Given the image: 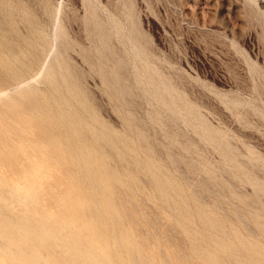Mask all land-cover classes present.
I'll return each instance as SVG.
<instances>
[{
    "label": "rangeland",
    "instance_id": "obj_1",
    "mask_svg": "<svg viewBox=\"0 0 264 264\" xmlns=\"http://www.w3.org/2000/svg\"><path fill=\"white\" fill-rule=\"evenodd\" d=\"M122 1L123 0H97L95 2H99L98 4L100 6L111 7L115 12V16L119 18L123 25H126L124 24L126 23L124 18L126 9H123V7L120 6ZM54 6L61 7V16L64 21V27L68 34V37L66 38L69 40L71 48L68 51L69 53L65 50L64 53L62 46L59 43L57 44L59 53H56V55L54 56L55 58L52 55L50 56V58L52 59V61L50 59L51 69L56 74V76H58L56 77V81L63 91L64 95H66V97L70 96L72 98L71 100V98L69 97V100L70 103H72L71 105L74 107L75 114L78 115L83 122L92 124V126L94 127L97 125L99 126L98 128L101 127L103 131L105 130L106 133H104L106 136L107 146L105 145L106 147H102L99 145L90 144L92 145L90 146V148L92 150L94 149V153L96 152L101 160L104 159L102 161L105 163V165L107 164L106 167L113 174L114 182L117 184V186L120 187V190H125L124 193V191L122 190V192H119V189H117V187L114 189L115 194L119 192L116 197L117 201L115 200V207L117 208V205H120L118 210L121 209V213L123 215L126 209V207L124 208L123 206H129L128 208H130V210L134 212L136 217L138 216V220L142 219L141 223H143V225H141L144 229L142 239H144V246H147V249L150 248V250L151 248H153V246L157 249L156 241L157 239H159V245L163 247V251L165 250L164 253H166V255L170 257V260L172 262L176 261L175 263H178L179 259H177V255H174V253L173 257L172 253L175 251V249L177 251H187V242L184 243L186 240L183 238L182 241V237L184 236H181V229L183 226H185L187 229L193 232L194 235L197 236L198 234L197 237L202 245L204 244V246L207 247L208 245H211L210 247H208L209 250L213 251L214 249L215 252H213L216 255L218 254V257L220 256L221 258H223L221 260V258L219 257L220 261L223 264H228V262L229 264L233 263L228 260L227 252L221 251L220 248L216 245L215 241L212 240L215 237L210 235H217V238L215 239L217 242L219 241L218 243L220 244L222 243L225 245H232L233 243H237L238 239L241 238L244 240L250 239L253 241H257L264 247V234H262L264 233V0H132L131 6L135 12L134 19L137 20V24L142 32V35L140 37L137 36L131 38L126 37V34L122 36L124 38L115 37V39H112L111 42L114 52L117 55L123 57L126 67L122 68L123 66L119 67L118 65H115L108 59V57L102 56L101 59L105 68L109 71L115 70L119 74L120 82L126 84L127 87H129L131 92L126 94V96H123L120 93L116 94L115 92V94H113L114 88L112 87L106 88L103 85L100 76L89 69L88 62L83 59V56L80 53V49H83L87 57L89 58V61L96 67L99 65L100 58L97 55V51L95 49V38L89 35L88 29L82 17L85 13L84 0H0V21L2 23L3 29L6 32L1 33L0 31V41L3 43V46L1 47L2 49L0 48V50H3L4 55L8 52V55L10 57L12 56L11 58L17 57L20 60L17 63V61L15 60L16 58H14L13 63L12 61L7 63L8 66L11 65L10 68H13V71L19 72L22 76L35 78L39 75L40 62L43 58L41 48L43 47V45L48 46L51 41L50 39L52 38L50 37V10ZM9 8L11 10H9ZM103 17L104 15L101 14V18ZM5 28L8 29V31ZM115 40H117L118 42ZM126 40L129 41L127 42ZM130 40H132V43ZM126 44L127 46L125 47ZM134 44L136 45V47L133 46ZM9 45H11L12 48ZM128 45H130V47ZM20 46L22 47L20 48ZM125 48H127V51ZM10 49H12V51ZM21 49L23 50L22 53H20L22 51ZM131 49L133 52L131 51ZM137 49L140 52V55L139 53H137L138 51H135ZM142 49L144 50V52ZM60 50L64 55L60 53ZM128 50L131 52L129 53ZM137 54L138 58L136 56ZM65 55L67 57L64 58ZM53 58L55 59V61H53ZM143 58L151 62L149 63L148 61L149 67L153 69H155V67L157 68V81H159L160 84H165L167 88L177 96V99L180 102L179 104H177V100L173 98L172 100L171 98L167 97H164V99L162 97L158 98V96L152 91V87L148 84V79L145 77L146 75L152 73V70L148 68L147 72H144L143 62L141 61ZM67 59L68 61L65 62ZM21 60L23 61V63H21ZM69 61H74L76 64H71ZM132 63L133 66L131 65ZM135 63L137 66L135 65ZM153 63L154 66L152 65ZM23 64H26L29 68H27L26 66V68H24ZM69 65L72 66L69 67ZM73 65L76 67H74ZM58 66L59 68H57ZM63 69H65V71ZM72 69H74V71H72ZM134 75L136 76V78ZM79 76L80 78L77 79L76 77ZM161 79H164L166 82L164 80V82L161 81ZM45 80H37L39 86H36L37 83L34 84V87L36 86L35 88L37 90L34 88V92L31 91L29 94L21 95L20 93L15 91H11V93L9 92L10 95L7 102L12 104L14 110L9 109L11 106L0 105V117L2 120H4L5 124L11 127L12 130L18 132L21 137H23V134L17 130V127L14 128L11 119L21 118L24 121L23 118H31L30 134L28 136H32L35 138V140H38V142L44 143L48 155H54L55 151L48 137L43 134L42 123L41 120L37 118L36 109L43 110L47 117L52 119V121L54 122L53 127L56 131L55 134L58 135L57 138L61 142V145L63 143V146H61V150L63 152L62 154H64L63 159L66 160L64 163L61 162L60 164H55V166H50L51 185L59 188L61 194L63 195L66 194L70 185L77 189L79 193V199L85 204L87 210L85 216L80 215L78 217L79 224L92 226L93 229L96 230V235L99 234V232L106 235L108 246L107 248H105V252L107 253L109 262L111 261V264H127V262L117 253V251L114 250V247L111 243V237L107 234V229H105L106 227L104 226V224H102L101 218H99V216L95 212V209L93 208L94 206L91 205L92 201L90 199V196L87 197L88 195H86L90 194L88 183L78 173H76L77 170L72 165L71 156L75 155V153L73 154V152H77L78 148L75 149L77 144L74 136L69 137V133H71V130L67 126V122L64 120L65 116H67V112L65 109L60 110L57 102H55L58 99V94L55 93V91H51V89L53 88L51 83L48 80ZM141 80L143 82H141ZM167 82L169 85L167 84ZM62 83L64 85H61ZM170 83L172 85H170ZM137 85L139 86V88L137 87ZM12 86V82L6 77L0 64V88L9 90ZM102 87H104L105 91ZM62 88H64L65 90ZM38 90L40 91L38 92ZM31 93L32 95L35 94V96L33 95V97ZM10 99L11 101L13 100V102H11ZM14 99L17 102H15ZM35 99L42 105H38ZM76 100L79 102H77ZM159 100L166 101V104H161ZM52 101H54L55 103ZM148 102H150L151 105ZM14 104L16 105V107ZM76 104L78 106H76ZM184 104L191 108L192 111L190 114H188L186 110H184ZM20 106L22 107L21 109L19 108ZM36 106L39 107L37 108ZM41 106L43 107L41 108ZM126 107L130 109L127 110ZM153 107L155 110L153 109ZM174 107L175 109L173 110ZM4 109H7L9 112L7 110L5 111ZM18 110H21L22 112H19ZM82 110L85 111L83 112ZM179 110L181 112L180 116L176 119L172 118L170 111L178 112ZM60 117H62V120L60 119ZM87 118H89L90 120H87ZM158 120L161 122L159 123ZM104 122H106V124H104ZM166 124L167 126H164ZM156 125L159 126L158 128H160V131ZM126 128L127 131L125 130ZM123 130H125L124 133ZM109 132H112L115 136H113L112 133ZM107 134L110 135L107 136ZM208 134H210V137L212 138H209ZM118 135H120V137ZM135 135L137 138L135 137ZM166 135L167 137L165 138ZM168 135L171 138L168 137ZM0 138V158L4 162V167L6 166L8 169H13L16 172L15 174H13L14 177H21V173L19 172L20 167L17 166V163L19 161H23L24 159L18 156V151L9 150L6 147H4V151L1 153L3 149L1 148V146L2 144L8 143L6 142V139L8 137L0 130ZM135 139H137L138 141ZM139 139L141 142L139 141ZM178 139L179 141H177ZM223 139L226 141H224ZM65 140L67 142L69 140L70 142L66 143ZM71 141H75V144H73V142ZM115 142L122 144V146L117 143L115 144ZM153 142L155 144H153ZM69 143L71 144V146L69 145ZM129 143L131 146H129ZM72 145L74 148L72 147ZM110 146L116 150L115 152H117V155L114 152V149ZM65 147L68 148L66 149ZM104 148L108 151L110 150L109 152H112V154L107 153L108 151H106ZM69 149H72L73 151L70 150V152ZM125 149L127 151H125ZM66 150L68 151V153ZM117 150L122 151V153L124 151L127 157L123 156L124 153H118ZM221 151L223 153H221ZM224 151L226 156L224 154ZM229 151L232 153H229ZM145 153L148 155H146ZM67 154L69 156H67ZM133 154L135 155L133 156ZM118 155L121 157H118ZM176 155H178V158ZM138 156L140 157V159ZM187 157L190 159H188ZM181 158L184 160H181ZM120 159H123L124 162ZM110 162H112L113 165ZM122 162L123 164L121 165ZM69 163H71V166ZM115 164H120L121 167H119L120 165L116 166ZM124 164L128 168H126ZM131 164L132 167L136 165L134 166V169L131 167V169L129 168ZM225 164L227 167L223 166ZM109 165H111V167L113 166L112 169ZM141 167L142 171H140ZM152 167L154 170L158 171L161 177L168 178L167 176H169L168 179H170L173 183H176H174V185L175 187H177V195L174 194L176 199L174 203H168L162 195L160 197V192L152 179ZM131 170L134 173H132ZM233 170H236V172ZM147 171H149L150 174ZM118 172L121 174H119ZM131 174H133L134 177H132ZM127 175H129V177ZM140 176L142 177L140 178ZM209 176L212 177L210 178ZM182 177H184L185 180ZM117 178H122L125 181L121 179L122 182H119ZM212 178L216 179L212 180ZM141 179L143 183L141 182ZM186 179L187 181L189 179L188 183ZM212 181L214 182L212 183ZM128 182L130 184H128ZM204 182L207 183L204 184ZM190 183H192L193 185H191ZM218 183H220V185ZM254 183L258 185V190L254 189ZM129 185H132V187L130 188ZM221 185L225 187L226 192L224 188L220 187ZM257 191L260 196L258 193H256ZM145 192L147 194H145ZM121 193H123L126 199L122 197L123 195L121 196ZM169 193H171V191ZM188 193L190 197H186L189 196ZM129 194L132 196V198L131 196H129ZM139 195L142 196L143 199H141V197L139 198ZM118 196L121 197L117 199ZM126 196L135 202V205H133L135 206V208L131 206L132 203H130V199ZM136 197L139 199L138 202L141 203L140 205L137 202ZM251 197H254L255 199L252 198V200ZM203 198L205 200H203ZM248 198L251 200H249ZM121 200L125 205L121 204ZM67 201L68 205L73 204L71 200ZM144 201L146 207L143 205ZM164 203H166L167 205L164 206ZM169 204L171 205L169 206ZM152 209L153 211H151ZM202 209H207V211L210 213L213 211L211 214L215 215L217 219H220L221 223L225 220L222 223L224 230L222 229V231L220 232L216 229V227L213 228L211 224L202 222L199 213ZM247 210H249V212ZM165 211L168 212V214ZM159 212L160 214H162V217H159ZM171 212H173L174 215ZM244 212L245 214H241ZM149 214H151L152 216H150ZM145 215L147 216L145 217ZM176 215L178 216V218ZM241 215H243V217ZM123 216L124 218L126 217V220H128L125 214ZM185 217L188 219H186ZM225 217L227 218L225 219ZM247 217L249 220L247 219ZM171 218L173 221L171 220ZM86 219H88L89 222ZM152 219H155V221ZM158 219L159 221H157ZM169 219L171 221H169ZM159 222H161L162 224H160ZM173 222L175 223L173 224ZM151 223H154V225H152ZM165 223L168 226L170 225L171 228L166 226ZM177 224L179 226H177ZM149 225H151V227ZM174 225H176V227ZM196 225L200 229H198ZM126 226L133 233V237L137 238L138 235H136L135 224L128 220ZM193 226L195 227V229ZM154 227H156L155 232L164 240L159 238L158 235L156 236L157 239L155 238L156 234H154L155 232L153 231ZM160 227L162 228L160 229ZM209 227H211L213 231ZM174 228L179 231L176 230V232H173L175 231ZM206 229H210V232H212L210 233ZM215 231L217 233H215ZM226 232L228 234L230 232L231 233L228 235ZM165 233L168 238L165 236ZM240 233L243 235H241ZM233 234H236L238 237L233 236ZM96 235L94 236L96 237ZM208 235L210 237H208ZM171 238H175L174 241L178 239L179 240L178 242L175 241V243H173V240ZM150 242L153 243L150 244ZM167 242L170 243V245H167ZM180 242L183 244H181ZM177 243H179L181 247L185 246V249L181 248ZM172 245H174V247ZM214 245H216V247ZM168 246L170 249L173 248V250H169ZM177 248L180 249L178 250ZM161 254L162 253H160L159 255V253H157V261L160 264H164V261L168 263L169 260L167 261V259L169 258L166 257L165 254H162V256ZM193 264L204 263L196 258L195 263Z\"/></svg>",
    "mask_w": 264,
    "mask_h": 264
},
{
    "label": "bare ground",
    "instance_id": "obj_2",
    "mask_svg": "<svg viewBox=\"0 0 264 264\" xmlns=\"http://www.w3.org/2000/svg\"><path fill=\"white\" fill-rule=\"evenodd\" d=\"M97 0H84V4H85V13L82 16L84 23L88 29V33L89 35H91L92 37L95 38V49L97 51V55L99 56L100 60H99V65L96 67L93 63H91L89 61V58L87 57L85 51L83 49H80V53L83 56V59L86 60L89 64V69L92 72L97 73V75L100 76L101 81L103 83V85L106 88H114L113 94H117L120 93L123 96H126V94L130 93L131 90L129 89V87H127L126 84L120 82L119 80V74L115 71V70H108L105 68L102 59L103 57H108V59L110 61H112L115 65H118L119 67L125 68V62L123 57H121L120 55H117L112 47V39H115V37H122L124 35L127 34L126 37H137V36H141L142 32L140 30V28L138 27L137 24V20L134 19V15L135 12L131 6L132 0H123L120 4V6L123 7V9L125 8V14H124V18H125V22L123 25V23L119 20L118 17L115 16V12L112 10L111 7H107V6H100L98 3L99 2H95ZM2 3V2H1ZM1 8V7H0ZM47 8V7H46ZM6 9V8H5ZM9 10H11L9 8ZM46 11V10H45ZM48 11V10H47ZM61 7L60 6H54L52 7V9L50 10V15H51V34L50 37H52L50 40V44L47 45H43V47L41 48L42 53H43V58L40 62V71H39V75L35 78H29L28 76H22L20 75L19 72H15L13 71L10 66H8L7 63L11 62L13 63L14 58H16L15 60L20 61L17 57L11 58L7 54L4 55L3 50H0V64L1 67L4 71V74L6 75V77L12 82L13 86L7 90V89H1L0 88V105H5V106H11L9 109L10 110H14L12 107L11 103H8L7 100L9 99V92L11 93V91H15L20 93L21 95L24 94H29L31 91H33V89L36 86H39L37 80L40 79H46L48 80L51 85H52V89L51 91L55 93H57L58 95V99L55 101L57 102V105L59 106L60 110L61 109H65L66 110V114L67 116H65V121L67 122V126L70 128V132L68 130V133L70 134V136H74V139L76 141V148H78L77 152H73V154L75 153V155L71 156V162L72 165L74 166V168L77 170L76 173H78L83 179H85V181L88 183V188H89V192L90 194H86L88 195L87 197L90 196V199L92 201V204L95 209V212L97 213V215L99 216V218H101L102 224H104V226L106 227L105 229H107L106 231H108V235H110L111 237V243L112 246L114 247V250L117 251V253L127 262V264H158L159 262L157 261V253H162L165 254L163 251V247L159 245L160 240L156 238V236L158 235L155 232L156 227H154V234L155 238L157 239L156 241V246L157 249L153 246V248L147 249V246H144V239L143 238V223H141L142 219L138 220V216L136 217V215L134 214L133 211L130 210V208H128L127 206H123L125 209V215L127 216L128 220L130 222H132L133 224H135L136 226V235L137 238L133 237V233L128 229L127 225V221L126 217L124 218V214L122 215L121 213V209H119L120 205H117V208L115 207V202L117 194L122 190H120V187L117 186V184L114 182V177L113 174L111 173V171L106 167L105 163L102 161L104 159L101 160V158L99 157V155L96 154V152L94 153V149L92 150L90 148V144L93 145H99L102 147H106V136H105V130L103 131V129L98 128L99 126H92V124H88L86 122H83L82 119H80V117L78 115L75 114L74 112V107L71 105L72 103H70L69 97H66V95H64L63 91L61 90L60 86L58 85L57 81H56V74L52 71L51 69V61L52 59L50 58V56L52 55L53 57L56 55V53H59V50L57 48V44L59 43L62 46L63 52L64 50L66 52L69 51V49L71 48V45L69 43V40L66 38L68 37V34L66 32V29L64 27V21L63 18L61 16ZM14 12V11H13ZM12 12V13H13ZM102 12V13H101ZM101 14L104 15L103 18H101ZM23 15V14H22ZM49 15V14H48ZM117 15V13H116ZM64 17V16H63ZM121 17V16H120ZM17 18V17H16ZM29 18V17H28ZM50 18V17H49ZM123 18V19H124ZM20 19V18H19ZM25 19V17H24ZM1 20V19H0ZM50 20V19H49ZM19 21V20H18ZM123 21V20H122ZM21 22V21H20ZM49 23V22H48ZM20 24V23H19ZM21 26V25H20ZM50 26V25H49ZM6 29V28H5ZM8 31V29H6ZM23 30V28H22ZM45 30V29H44ZM0 31L1 33H6L5 30L2 27V23L0 21ZM24 32V30H23ZM8 33V32H7ZM48 33V32H47ZM21 34V33H20ZM13 35V34H12ZM29 35V34H28ZM11 36V35H10ZM9 36V37H10ZM22 36V35H21ZM37 36V35H36ZM13 37V36H12ZM15 37V36H14ZM1 38V37H0ZM5 38V37H4ZM11 38V37H10ZM9 38V39H10ZM124 38V37H122ZM126 39V38H125ZM133 40V39H132ZM132 40L131 43H132ZM10 41V40H9ZM12 41V40H11ZM21 41V39H20ZM117 41V40H115ZM122 41V40H121ZM124 41V40H123ZM127 41V40H126ZM125 41V42H126ZM129 41V40H128ZM127 41V42H128ZM13 42V41H12ZM16 42V41H15ZM118 42V41H117ZM136 42V41H135ZM9 43V42H8ZM20 43V42H19ZM23 43V42H22ZM116 43V42H115ZM134 43V42H133ZM10 44V43H9ZM130 44V43H129ZM19 45V44H18ZM25 45V44H24ZM59 45V46H60ZM131 45V44H130ZM130 45H128L130 47ZM3 46V43L0 41V48ZM11 48L12 46L9 45ZM60 46V47H61ZM94 46V44H93ZM127 46V44L125 45V47ZM132 46V45H131ZM134 47H136V45H133ZM139 46V45H138ZM22 46H20L21 48ZM59 47V48H60ZM88 47V46H87ZM140 47V46H139ZM15 48V47H14ZM13 48V50H14ZM19 48V49H20ZM28 48V47H27ZM82 48V47H81ZM128 48V47H127ZM127 48L126 51H127ZM2 49V48H1ZM9 49V48H8ZM16 49V48H15ZM61 49V50H62ZM133 49V48H132ZM131 49V51H132ZM135 49V48H134ZM145 49V48H144ZM12 51V49H10ZM22 50V49H21ZM60 50V53L63 54ZM77 50V49H76ZM94 50V49H93ZM130 50V48H129ZM128 50V51H129ZM143 50V49H142ZM125 51V52H126ZM129 51V53L131 52ZM135 51H138L135 50ZM23 50L20 52L22 53ZM133 52V51H132ZM142 52V51H141ZM144 52V50H143ZM15 53V52H14ZM65 53V52H64ZM69 53V52H68ZM95 53V52H94ZM135 53V52H134ZM137 53L140 52L138 51ZM10 54V53H9ZM17 54V53H16ZM24 54V53H23ZM26 54V53H25ZM128 54V53H127ZM64 55V54H63ZM62 55V57H63ZM73 55V54H72ZM134 55V54H131ZM27 56V55H25ZM60 56V55H59ZM74 56V55H73ZM138 58V54L136 55ZM142 56V55H141ZM67 57L66 55L64 56V58ZM129 57V56H128ZM132 57V56H131ZM143 57V56H142ZM23 58V57H22ZM27 58V57H24ZM55 58V57H54ZM53 58V59H54ZM63 58V59H64ZM51 59V61H50ZM76 59V58H75ZM131 59V58H130ZM133 59V58H132ZM144 59V58H143ZM141 60L143 62V70L144 72H147V69L150 68V70H152V73L146 75L145 77L148 79V84L152 87V91L159 97H162L164 99V97L167 98H172L177 100V104H179L180 102L177 99V96L174 95L165 84H160L159 81H157L156 78V67L155 69L149 67L148 61L146 59ZM22 61V60H21ZM55 61V59L53 60ZM68 59L65 61L67 62ZM134 61V60H133ZM70 62V61H69ZM84 62V61H82ZM23 63V61L21 62ZM54 63V62H53ZM71 64L73 63L74 65L76 64L74 61L70 62ZM68 63V64H70ZM149 63H151L149 61ZM28 64V63H27ZM31 64V63H30ZM130 64V63H129ZM15 65V62H14ZM21 65V64H20ZM24 65V64H23ZM57 65V64H56ZM73 65V66H74ZM133 66V63L131 64ZM136 65V63H135ZM151 65V64H150ZM154 66V63L152 64ZM29 68L26 64L24 65V68ZM63 66V64H62ZM72 65H69V67ZM137 66V65H136ZM135 66V67H136ZM76 67V66H74ZM59 68V66L57 67ZM66 68V66H65ZM73 68V67H72ZM142 68V67H140ZM17 69V68H16ZM75 69V68H74ZM74 69H72V71H74ZM19 70V69H18ZM27 70V69H26ZM65 71V69H63ZM131 70V69H130ZM132 71V70H131ZM134 71V70H133ZM138 71V70H137ZM158 71V70H157ZM22 72V71H21ZM89 72V71H88ZM143 72V73H144ZM25 73V72H24ZM84 73V72H83ZM82 73V74H83ZM133 73V72H132ZM131 73V74H132ZM135 73V72H134ZM158 73V72H157ZM58 74V73H57ZM72 74V73H71ZM80 74V73H79ZM86 74V73H85ZM84 74V76H85ZM140 74V73H139ZM2 75V74H1ZM136 75V74H135ZM134 75V76H135ZM68 76V74H67ZM78 76V75H77ZM139 77V76H138ZM137 77V78H138ZM142 77V76H141ZM61 78V77H60ZM71 78V77H70ZM77 79L80 78L76 77ZM75 78V79H76ZM136 78V76H135ZM69 79V78H68ZM72 79V78H71ZM144 79V78H143ZM45 80V81H46ZM140 80V79H139ZM164 79H161V81H163ZM6 81V80H5ZM61 81V80H60ZM80 81V80H79ZM100 81V82H101ZM138 81V80H137ZM136 81V82H137ZM165 81V80H164ZM163 81V82H164ZM141 82H143L141 80ZM166 82V81H165ZM36 84V86L34 87V84ZM47 83V82H46ZM69 83V82H68ZM132 83V82H131ZM135 83V82H133ZM146 83V82H145ZM3 84V83H2ZM48 84V83H47ZM75 84V83H74ZM81 84V83H80ZM84 84V83H83ZM142 84V83H141ZM168 84V82H167ZM49 85V84H48ZM61 85H64L63 83ZM140 85V84H138ZM137 85V87L139 88V86ZM169 85V84H168ZM170 85H172L170 83ZM83 86V85H82ZM147 86V84H146ZM50 87V86H48ZM62 87V86H61ZM142 87V86H141ZM104 90V87H102ZM36 89V88H35ZM34 89V90H35ZM54 89V90H53ZM64 89V88H62ZM37 90V89H36ZM65 90V89H64ZM76 90V89H74ZM80 90V89H79ZM85 90V87H84ZM111 90V89H110ZM113 90V89H112ZM144 90V89H143ZM40 90H38L39 92ZM81 91V90H80ZM105 91V90H104ZM141 91V90H140ZM151 91V92H152ZM34 92V91H33ZM71 92V91H70ZM115 92V93H114ZM175 92V91H174ZM36 93V92H35ZM72 93V92H71ZM75 93V92H74ZM89 93V92H87ZM112 93V92H111ZM142 93V92H141ZM66 94V93H65ZM112 94V95H113ZM143 94V93H142ZM14 95V94H13ZM32 95V93H31ZM35 96V94H33ZM32 95V96H33ZM56 95V94H55ZM82 95V94H81ZM111 95V96H112ZM145 95V93H144ZM153 95V94H152ZM151 95V96H152ZM33 96V97H34ZM43 96V95H42ZM147 96V95H146ZM17 97V96H16ZM54 97V96H53ZM115 97V96H114ZM12 98V97H11ZM71 98V97H70ZM94 98V97H93ZM119 98V97H118ZM148 98V97H147ZM156 98V97H155ZM13 99V98H12ZM126 99V98H125ZM150 99V97H149ZM157 99V98H156ZM155 99V100H156ZM72 100V98H71ZM94 100V99H93ZM122 100V99H121ZM120 100V101H121ZM127 100V99H126ZM11 101V99H10ZM15 101V99H14ZM36 101V99H35ZM77 101V100H76ZM90 101V100H89ZM151 101V100H149ZM161 104H166V101L163 100H159ZM13 102V100L11 101ZM17 102V101H15ZM20 102V101H19ZM38 103V105H42L39 101H36ZM54 102V101H52ZM54 102V103H55ZM79 102V101H77ZM156 102V101H155ZM168 102V101H167ZM76 103V102H74ZM150 104V102H148ZM147 103V104H148ZM19 104V103H18ZM45 104V103H44ZM173 104V103H171ZM170 104V105H171ZM15 105V104H14ZM17 105V103H16ZM15 105V107H16ZM21 105V104H20ZM75 105V104H74ZM151 105V104H150ZM149 105V106H150ZM49 106V105H48ZM54 106V104H53ZM76 106H78L76 104ZM174 106V105H173ZM37 108L39 106H36ZM43 106H41L42 108ZM50 107V106H49ZM90 107V106H89ZM152 107V106H151ZM164 107V106H163ZM20 109L22 108L21 106L19 107ZM80 108V107H79ZM156 108V107H155ZM162 108V107H161ZM166 108V107H165ZM169 108V107H168ZM167 108V109H168ZM184 110H186V112L188 114L191 113V108L188 107L186 104L183 105ZM24 109V108H23ZM126 109H130L127 108ZM154 109V107H153ZM175 109V107L173 108V110ZM5 110V109H4ZM7 110V109H6ZM5 110V111H6ZM17 110V109H16ZM37 110V118L41 120L42 123V127H43V134L46 135L49 139V141L51 142V144L53 145L55 154L54 155H48L45 149V144L42 142H38V140H35L34 137L32 136H28L30 134V122H31V118L26 117L23 118L24 121L20 118H13L11 119L14 128L17 127V130L23 134V137L20 136V134L18 132H16L15 130H12L11 127H9L7 124H5L4 120L1 119L0 117V130L3 132V134L7 135V139L5 144H2L1 148L2 151L1 153L4 151V147L8 148L9 150H13V151H18L19 152V157L24 159L23 161H19L17 163V166L20 167V173H21V177L16 178L13 176V174H15L16 172L13 169H8L6 166L4 167V162L1 160L0 158V264H111L109 262V259L107 257V253L105 252V248H107L108 246V242H107V238L106 235H104L103 233H100L96 235L95 231L93 229L92 226H85L83 224H79L78 222V217L81 216H85L86 215V206L85 204L79 199V193L77 191L76 188H74L73 186L70 185V187L68 188V191L66 192V194H61V191L59 188H57L56 186L51 185L50 183V171L51 168L50 166L55 164H60L61 162H65L66 159H63V155L62 154V150H61V146H63V143L61 145V142L59 141V139L57 138L58 135H56V131L53 127L54 122L52 121V119L48 118L47 115L45 114V112L41 109H36ZM62 110V111H65ZM95 110V109H94ZM126 110V111H127ZM155 110V109H154ZM183 110V109H182ZM8 111V110H7ZM19 111V110H18ZM21 111V110H20ZM19 111V112H20ZM83 112L85 110H82ZM160 111V110H159ZM2 112V111H1ZM9 112V111H8ZM22 112V111H21ZM25 112V111H24ZM61 112V111H59ZM150 112V111H149ZM148 112V113H149ZM180 110L178 112H174V111H170L172 118L176 119L180 116L181 112ZM185 112V111H184ZM77 113V112H76ZM164 113V112H163ZM5 114V113H4ZM3 114V115H4ZM10 114V113H9ZM8 114V115H9ZM54 114V113H53ZM57 114V112H56ZM59 114V113H58ZM65 114V113H64ZM65 114V115H66ZM87 114V113H86ZM123 114V113H122ZM126 114V113H125ZM7 115V114H6ZM60 115V114H59ZM127 115V114H126ZM155 115V114H154ZM183 115V114H182ZM29 116V115H28ZM53 116V115H52ZM184 116V115H183ZM10 117V116H9ZM12 117V116H11ZM64 117V116H63ZM156 117V116H155ZM165 117V116H164ZM185 117V116H184ZM188 117V116H187ZM84 118V117H83ZM161 118V117H160ZM189 118V117H188ZM60 119L62 120V117H60ZM89 118H87L88 120ZM84 120V119H83ZM90 120V119H89ZM144 120V119H143ZM191 120V119H190ZM201 120V119H200ZM188 121V119H187ZM195 121V120H194ZM204 121V120H203ZM59 122V121H58ZM91 122V121H90ZM146 122V121H145ZM158 122L160 123L161 121L158 120ZM64 123V122H63ZM172 123V122H171ZM192 123V122H191ZM104 124H106V122H104ZM164 124V123H163ZM155 125V124H153ZM62 126V125H61ZM124 126V125H123ZM157 128L159 127L158 125H156ZM164 126H167L164 125ZM201 126V125H200ZM199 126V127H200ZM107 127V126H106ZM126 127V126H125ZM140 127V126H139ZM62 128V127H61ZM109 128V127H108ZM135 129V128H134ZM160 131V128H158ZM201 129V128H200ZM127 131V128L125 129ZM123 130V133L124 131ZM129 130V129H128ZM174 130V129H173ZM66 131V130H64ZM111 131V130H110ZM116 131V130H115ZM145 131V130H144ZM195 131V130H194ZM60 132V131H59ZM105 132V133H104ZM108 132V131H107ZM147 132V131H146ZM158 132V131H157ZM112 133V132H109ZM122 133V132H121ZM131 133V132H130ZM144 133V132H143ZM126 134V133H125ZM129 134V133H127ZM147 134V133H146ZM163 134V133H161ZM184 134V133H183ZM25 135V136H24ZM68 135V134H67ZM110 135V134H109ZM107 134V136H109ZM113 135V133H112ZM132 135V134H131ZM151 135V134H150ZM165 135V133H164ZM182 135V134H181ZM115 136V135H113ZM120 137V135H118ZM129 136V135H128ZM185 136V135H184ZM211 135L208 134L209 138ZM64 137V136H63ZM68 137V136H67ZM136 137V135H135ZM145 137V136H144ZM167 137V135L165 136V138ZM168 137H170L168 135ZM201 137V136H200ZM199 137V138H200ZM221 137V136H220ZM73 138V137H72ZM134 138V137H133ZM137 138V137H136ZM171 138V137H170ZM65 139V138H63ZM69 139V138H68ZM117 139V138H116ZM115 139V140H116ZM148 139V138H147ZM205 139V138H204ZM1 140V138H0ZM46 140V139H45ZM110 140V139H109ZM119 140V139H118ZM126 140V139H124ZM128 140V139H127ZM134 140V139H133ZM137 140V139H135ZM167 140V139H166ZM172 140V139H171ZM176 140V139H174ZM173 140V141H174ZM207 140V139H206ZM224 140V139H223ZM75 141H71L73 142V144H75ZM138 141V140H137ZM140 141V139H139ZM163 141V140H162ZM172 141V142H173ZM179 141V139L177 140ZM226 141V140H224ZM66 143L70 142L68 140V142L65 140ZM113 142V141H112ZM123 142V141H122ZM141 142V141H140ZM48 143V142H47ZM117 142H115L116 144ZM151 143V142H150ZM208 143V142H207ZM109 144V143H108ZM119 144V143H117ZM138 144V142H137ZM153 144H155L153 142ZM172 144V143H171ZM206 144V142H205ZM69 145L71 146V144L69 143ZM106 145V146H105ZM122 146V144H119ZM164 145V144H163ZM188 145V144H187ZM68 146V145H67ZM129 146L130 143H129ZM143 146V144H142ZM168 146V145H167ZM229 146V145H228ZM73 147V145H72ZM111 147V146H110ZM139 147V145H138ZM146 147V146H145ZM143 147V148H145ZM190 147V145H189ZM66 149L68 147H65ZM74 148V147H73ZM108 148V147H107ZM113 148V147H111ZM123 148V147H122ZM134 148V147H133ZM157 148V147H156ZM167 148V147H166ZM192 148V147H191ZM219 148V146H218ZM64 149V148H63ZM96 149V148H95ZM105 149V148H104ZM114 149V148H113ZM158 149V148H157ZM164 149V148H163ZM65 150V149H64ZM72 149H69V151ZM106 151H108L107 149H105ZM121 150V149H120ZM133 150V149H132ZM156 150V149H155ZM220 150V149H219ZM12 151V152H13ZM67 151V150H66ZM73 151V150H72ZM110 151V150H109ZM107 152V153H111L112 152ZM112 151V150H111ZM116 150L114 149V152ZM118 151V150H117ZM125 151H127L125 149ZM142 151V150H141ZM171 151V150H170ZM228 151V150H227ZM71 152V151H70ZM122 153V151H118V153ZM162 152V151H161ZM68 153V151H67ZM117 155V152H115ZM124 153V151H123ZM122 153V154H123ZM129 153V152H128ZM190 153V152H189ZM221 153H223L221 151ZM229 153H232L229 151ZM136 154V153H135ZM133 154V156L135 155ZM146 154V153H145ZM175 154V153H174ZM225 154V151H224ZM14 155V154H13ZM128 155V154H127ZM140 155V154H139ZM148 155V154H146ZM66 156V154H65ZM67 156H69L67 154ZM113 156V155H111ZM123 156H126V154L124 153ZM142 156V155H141ZM154 156V155H153ZM178 158V155H176ZM226 156V154H225ZM228 156V154H227ZM2 157V156H1ZM118 157H121L118 155ZM127 157V156H126ZM125 157V158H126ZM139 157V156H138ZM137 157V158H138ZM157 157V156H156ZM162 157V156H161ZM171 157V156H170ZM184 157V156H183ZM182 157V158H183ZM106 158V157H105ZM115 158V157H114ZM113 158V159H114ZM155 158V157H154ZM181 160H184L182 159ZM188 158V157H187ZM227 158V157H226ZM230 158V157H229ZM116 159V158H115ZM128 159V158H127ZM133 159V158H132ZM140 159V157H139ZM190 159V158H188ZM203 159V158H202ZM228 159V158H227ZM70 160V159H69ZM106 160V159H105ZM118 160V159H117ZM121 161H123V159H120ZM130 160V159H129ZM176 160V159H175ZM180 160V158H179ZM134 161V160H133ZM142 161V159H141ZM148 161V160H147ZM223 161V160H222ZM119 162V161H116ZM124 162V161H123ZM123 162L121 163V165L123 164ZM131 162V161H130ZM170 162V161H169ZM183 162V161H182ZM186 162V161H185ZM112 163V162H110ZM133 163V162H132ZM138 163V161H137ZM164 163V162H163ZM178 163V162H177ZM223 163V162H222ZM71 166V163H69ZM142 164V163H141ZM174 164V163H173ZM197 164V163H196ZM204 164V163H203ZM113 165V163H112ZM116 166H119L117 164H115ZM114 165V166H115ZM121 165L119 167H121ZM125 165V164H124ZM138 165V164H137ZM171 165V163H170ZM208 165V164H207ZM228 165V164H227ZM230 165V164H229ZM57 166V165H56ZM110 168L112 169L111 165H109ZM126 166V165H125ZM124 166V167H125ZM136 166V165H134ZM129 166V168H133ZM156 166V165H155ZM175 166V165H174ZM202 166V165H201ZM224 167H227L226 164L223 165ZM177 167V166H176ZM198 167V166H197ZM126 168H128L126 166ZM130 168V169H131ZM137 168V167H136ZM144 168V167H143ZM194 168V167H193ZM202 168V167H201ZM211 168V167H210ZM223 168V167H222ZM73 169V167H72ZM121 169V168H120ZM132 169V170H133ZM142 171V167L140 168ZM131 170L132 173H134ZM138 170V168H137ZM144 170V169H143ZM171 170V169H170ZM169 170V171H170ZM173 170V169H172ZM195 170V169H194ZM120 171V170H118ZM122 171V170H121ZM125 171V169H124ZM130 171V170H129ZM128 171V172H129ZM139 171V170H138ZM189 171V170H188ZM192 171V169H191ZM230 171V170H228ZM236 172V170H233ZM123 172V171H122ZM137 172V171H136ZM149 173V171H147ZM171 172V171H170ZM194 172V171H193ZM217 172V171H216ZM119 173V172H118ZM142 173V172H140ZM166 173V172H165ZM172 173V172H171ZM234 173V172H233ZM121 174V173H119ZM139 174V173H138ZM150 174V173H149ZM151 174H152V179L156 184L157 189L160 192V197L161 195L164 197V199L168 202V203H174L176 201L175 199V195H177V187H175L174 183L168 179L169 176L166 177H161V175H159L158 171L154 170L153 167L151 169ZM218 174V173H217ZM244 174V173H243ZM242 174V175H243ZM72 175V174H71ZM77 175V174H76ZM132 177L133 174H131ZM130 175V177H131ZM144 175V173H143ZM188 175V174H187ZM119 176V175H117ZM129 177V175H127ZM124 176V177H127ZM183 176V174H182ZM207 176V175H206ZM121 177V176H120ZM142 176H140L141 178ZM188 177V176H187ZM210 177V176H209ZM212 177V176H211ZM210 177V178H211ZM123 178V177H122ZM121 178V179H122ZM184 179V177H182ZM120 178H117V180L119 182H122ZM127 179V178H126ZM190 179V178H189ZM188 179V181H189ZM206 179V178H205ZM208 179V178H207ZM216 178H212V180H214ZM251 179V178H250ZM128 180V179H127ZM130 180V179H129ZM148 180V179H147ZM185 180V179H184ZM125 181V180H124ZM174 181V180H173ZM187 181V179H186ZM187 181V183H188ZM207 181V180H204ZM81 182V181H80ZM142 182V179H141ZM151 182V181H150ZM197 182V181H196ZM202 182V181H201ZM214 181H212L213 183ZM143 183V182H142ZM140 183V184H142ZM153 183V182H152ZM186 183V182H185ZM203 183V182H202ZM207 182H204V184ZM217 183V182H216ZM222 183V182H221ZM123 184V183H122ZM128 184H130L128 182ZM134 184V183H133ZM176 184V183H175ZM191 185H193L192 183H190ZM220 185V183H218ZM81 185V183H80ZM147 185V184H146ZM190 185V186H191ZM197 185V184H196ZM223 185V184H222ZM220 186L222 188L225 187ZM232 185V184H231ZM255 185V190H258L259 187L256 183H254ZM78 186V185H77ZM84 186V184H83ZM130 188L132 187V185H129ZM137 186V184H136ZM135 186V187H136ZM195 186V184H194ZM208 186V185H207ZM206 186V187H207ZM117 187V189H119L118 193H114V189ZM134 187V189H135ZM141 187V186H140ZM180 187V186H179ZM201 188V187H200ZM227 188V187H226ZM116 189V190H117ZM126 189V188H125ZM137 189V188H136ZM156 189V188H155ZM220 189V188H218ZM80 190V189H79ZM128 190V189H127ZM126 190V192H127ZM195 190V189H194ZM206 190V189H204ZM254 190V192H255ZM86 191V190H85ZM125 193V190H122ZM121 191V192H122ZM130 191V190H129ZM153 191V189H152ZM151 191V192H152ZM171 191V193H169ZM173 191V192H172ZM212 191V190H211ZM221 191V190H220ZM231 191V190H229ZM88 192V191H87ZM137 192V191H136ZM144 192V189H143ZM148 192V191H147ZM156 192V191H155ZM162 192V193H161ZM226 192V190H225ZM228 192V191H227ZM157 193V192H156ZM196 193V192H194ZM212 193V192H210ZM214 193V192H213ZM216 193V192H215ZM258 193V191L256 192ZM128 194V192H127ZM138 194V193H137ZM145 194H147L145 192ZM158 194V193H157ZM175 194V195H174ZM199 194V193H198ZM197 194V196H198ZM205 194V193H204ZM209 194V193H208ZM259 194V193H258ZM123 195V193H121V196ZM142 195V194H141ZM189 195V193H188ZM221 195V194H220ZM120 196V197H121ZM129 196H131L129 194ZM136 196V195H134ZM155 196V195H154ZM182 196V195H181ZM205 196V195H204ZM241 196V195H240ZM260 196V194H259ZM118 196L117 199L120 198ZM124 199H126L124 197V195L122 196ZM127 197V196H126ZM141 197V199H143L142 196L139 195V198ZM158 197V196H157ZM156 197V198H157ZM186 197H190L186 196ZM202 197V195H201ZM209 197V196H208ZM243 197V196H242ZM86 198V197H85ZM129 198V197H127ZM132 198V196H131ZM137 198V197H136ZM153 198V197H152ZM199 198V197H198ZM206 198V197H205ZM254 197H251V199ZM88 199V198H87ZM89 199V200H90ZM123 199V200H124ZM130 199V198H129ZM145 199V198H144ZM158 199V198H157ZM161 199V198H160ZM163 199V198H162ZM227 199V198H226ZM249 199V198H248ZM247 199V200H248ZM249 199V200H251ZM255 199V198H254ZM67 200H71L73 202V204L68 205V201ZM84 200V198H83ZM116 200V201H115ZM201 200V199H200ZM203 200H205L203 198ZM208 200V199H207ZM210 200V199H209ZM232 200V199H231ZM253 200V199H252ZM90 201V202H91ZM130 203L131 206L135 205V202L132 201L130 199ZM139 201V199L137 198V202ZM151 201V200H150ZM160 201V200H159ZM187 201V200H186ZM191 201V200H190ZM189 201V202H190ZM211 201V200H210ZM246 201V200H245ZM120 202V201H119ZM118 202V203H119ZM126 202V200H125ZM129 202V200H128ZM153 202V201H152ZM158 202V201H157ZM200 202V201H199ZM87 203V202H86ZM89 203V202H88ZM116 203V204H118ZM124 203V202H123ZM122 200H121V204ZM139 203V202H138ZM160 203V202H159ZM221 203V202H220ZM234 203V202H233ZM260 203V202H259ZM89 204V205H90ZM141 203H139L140 205ZM151 204V203H149ZM162 204V203H161ZM208 204V203H207ZM211 204V203H209ZM217 204V203H216ZM249 204V202H248ZM125 205V204H123ZM145 207V201L143 204ZM164 206L167 205L166 203L163 204ZM171 204H169L170 206ZM175 205V204H174ZM191 205V204H189ZM195 205V204H194ZM220 205V204H219ZM228 205V204H226ZM236 205V203H235ZM142 206V205H141ZM155 206V205H154ZM158 206V205H157ZM193 206V205H192ZM252 206V205H251ZM88 207V205H87ZM138 207V206H136ZM162 207V206H161ZM168 207V206H167ZM166 207V209H167ZM196 207V206H195ZM210 207V206H209ZM238 207V206H237ZM241 207V206H240ZM133 208H135V206H133ZM150 208V207H149ZM152 208V207H151ZM176 208V207H175ZM230 208V207H229ZM242 208V207H241ZM93 209V210H94ZM139 209V208H138ZM137 209V210H138ZM143 209V207H142ZM159 209V208H158ZM163 209V208H162ZM197 209V208H196ZM246 209V208H245ZM263 209V208H262ZM91 210V209H90ZM136 210V209H134ZM145 210V209H144ZM170 210V209H169ZM179 210V209H178ZM194 210V209H193ZM223 210V209H221ZM244 210V209H243ZM252 210V209H251ZM123 211V208H122ZM139 211V210H138ZM146 211V210H145ZM149 211V210H147ZM153 211V209L151 210ZM149 211V212H151ZM168 211V210H167ZM171 211V210H170ZM192 211V209H191ZM195 211V210H194ZM249 212V210H247ZM253 211V210H252ZM90 212V211H89ZM94 212V213H95ZM144 212V211H143ZM142 212V213H143ZM156 212V211H155ZM158 212V211H157ZM162 212V211H161ZM166 212V211H165ZM213 212V211H212ZM211 212V213H212ZM251 212V211H250ZM256 212V211H255ZM259 212V211H258ZM148 213V212H147ZM168 214V212H166ZM173 214V212H171ZM184 213V212H183ZM194 213V212H193ZM200 219L202 222L204 223H208L211 224L213 226V228L216 227V229L218 231H222V229L224 230L223 227V221L221 223L220 219H217L215 215L211 214L210 212L207 211V209H202L200 210ZM231 213V212H230ZM137 214V213H136ZM145 214V213H144ZM176 214V213H175ZM221 214V213H220ZM227 214V213H226ZM241 214H245L241 213ZM248 214V213H247ZM255 214V213H254ZM90 215V214H88ZM93 215V214H92ZM150 216H152L151 214H149ZM156 215V214H155ZM159 217H162L159 212ZM165 215V214H164ZM174 215V214H173ZM186 215V213H185ZM228 215V214H227ZM258 215V214H257ZM147 215H145L146 217ZM149 216V217H150ZM154 216V213H153ZM171 216V215H170ZM177 216V215H176ZM184 216V215H182ZM243 217V215H241ZM245 216V215H244ZM96 217V216H95ZM156 217V216H155ZM158 217V214H157ZM228 217V216H227ZM225 217V219L227 218ZM231 217V216H229ZM98 218V217H97ZM140 218V217H139ZM151 218V217H150ZM153 218V217H152ZM178 218V216H177ZM180 218V217H179ZM186 218V217H185ZM192 218V217H191ZM190 218V219H191ZM219 218V217H218ZM246 218V217H244ZM85 219V218H84ZM93 219V216H92ZM147 219V218H146ZM157 219V218H156ZM161 219V218H160ZM174 219V218H173ZM181 219V218H180ZM188 219V218H186ZM197 219V216H196ZM243 219V218H242ZM248 219V217H247ZM88 221V219H86ZM148 220V219H147ZM155 221V219H152ZM172 220V218H171ZM169 219V221H171ZM182 220V219H181ZM199 220V218H198ZM197 220V221H198ZM233 220V219H232ZM249 220V219H248ZM247 220V221H248ZM255 220V219H254ZM91 221V220H90ZM140 221V222H139ZM151 221V220H150ZM148 221V222H150ZM159 221V219L157 220ZM164 221V220H162ZM173 221V220H172ZM179 221V220H178ZM195 221V220H194ZM243 221V220H241ZM246 221V222H247ZM89 222V221H88ZM99 222V221H98ZM177 222V221H176ZM185 222V221H184ZM196 222V221H195ZM245 222V223H246ZM83 223V222H82ZM96 223V222H95ZM145 223V222H144ZM160 224H162L161 222H159ZM158 223V224H159ZM175 222H173L174 224ZM201 223V222H199ZM256 223V222H255ZM98 224V223H97ZM100 224V223H99ZM131 224V223H129ZM142 224V225H141ZM149 224V223H148ZM152 224V223H151ZM169 224V223H168ZM171 224V223H170ZM197 224V223H196ZM241 224V223H240ZM243 224V223H242ZM250 224V222H249ZM154 225V223L152 224ZM166 226H168L165 223ZM172 225V224H171ZM181 225V224H180ZM201 225V224H200ZM231 225V224H230ZM244 225V224H243ZM260 225V224H259ZM129 226V225H128ZM132 226V225H131ZM134 226V227H135ZM151 227V225H149ZM162 226V225H161ZM176 227V225H174ZM177 226H179L177 224ZM197 226V225H196ZM250 226V225H249ZM254 226V225H253ZM258 226V223H257ZM261 226V225H260ZM100 227V226H99ZM147 227V226H146ZM170 227V225L168 226ZM194 227V226H193ZM198 227V226H197ZM208 227V226H207ZM247 227V226H246ZM162 227H160L161 229ZM166 228V227H163ZM171 228V227H170ZM169 228V229H170ZM178 228V227H177ZM189 228V226H188ZM205 228V227H204ZM211 228V227H209ZM97 229V228H96ZM102 229V228H101ZM159 229V228H158ZM157 229V230H158ZM195 229V227H194ZM198 229H200L198 227ZM251 229V228H250ZM146 230V228H145ZM171 230V229H170ZM173 230V229H172ZM176 232L177 229L174 228ZM192 230V229H191ZM207 230V229H206ZM212 230V228H211ZM257 230V229H256ZM259 230V229H258ZM99 231V230H98ZM102 231V230H101ZM135 231V230H134ZM164 231V229H163ZM179 231V230H177ZM200 231V230H199ZM210 232V229L207 230ZM213 231V230H212ZM211 231V232H212ZM160 232V231H159ZM166 232V231H165ZM203 232V231H202ZM210 232V233H211ZM228 232V231H227ZM226 232V233H227ZM249 232V230H248ZM252 232V231H251ZM169 233V232H168ZM181 236L182 237V241L183 238L186 240L184 243L187 242L186 248L187 251L183 252L182 251H177L175 249V251L172 253V255H177V259H179L178 263L172 262L170 260V257H168V255H166V257H168L169 259H167V262H163L164 264H193L195 263V259H199L201 260L204 264H223L220 261V258L214 253L215 250L213 249V251L209 250L208 247H210L208 245L204 246V244L202 245L200 243V240L198 239V234L197 236L193 234V232H191L189 229H187L185 226L182 227L181 229ZM215 233H217L215 231ZM231 233V232H230ZM229 233V234H230ZM259 233V232H258ZM146 234V233H145ZM152 234V233H151ZM160 234V233H159ZM162 234V233H161ZM171 234V233H170ZM174 234V233H173ZM228 234V233H227ZM228 234V235H229ZM241 234V233H240ZM253 234V233H252ZM257 234V233H256ZM264 234V233H262ZM96 235V237L94 236ZM153 235V234H152ZM172 235V234H171ZM175 235V234H174ZM179 235V234H178ZM243 235V234H241ZM258 235V234H257ZM146 236V235H145ZM165 236L167 237L166 233ZM210 236H214L215 238H217V235H210ZM208 235V237H210ZM222 236V235H221ZM224 236V235H223ZM233 236L238 237L236 234H233ZM254 236V235H253ZM264 236V235H263ZM147 237V236H146ZM159 237V235H158ZM173 237V236H171ZM178 237V236H175ZM231 237V236H229ZM228 237V238H229ZM242 237V236H241ZM152 238V236H151ZM161 238V237H159ZM168 238V237H167ZM202 238V237H201ZM213 238L212 240L215 241L216 245L220 248L221 251H226L228 254V260L231 261V263L233 264H264V247L259 244L257 241H253V240H244L239 238L237 243H233L232 245H225V244H220L216 241V239ZM244 238V237H243ZM146 239V238H145ZM149 239V238H148ZM162 239V238H161ZM170 239V238H169ZM173 240V243H175V241L178 242V240H175V238H171ZM177 239V238H176ZM181 239V238H180ZM224 239V238H223ZM231 239V238H230ZM150 240V239H149ZM148 240V241H149ZM164 240V239H162ZM208 240V239H206ZM219 240V239H217ZM147 241V242H148ZM155 241V240H153ZM264 241V240H263ZM153 242H150V244ZM165 243V241H164ZM168 243V242H167ZM181 243V242H180ZM212 243V242H211ZM262 243V242H261ZM179 245V243H177ZM183 244V243H181ZM146 245V243H145ZM167 245H170V243H168ZM185 245V244H184ZM216 245H214L216 247ZM174 247V245H172ZM180 246V245H179ZM178 246V247H179ZM149 247V244H148ZM181 247V246H180ZM109 248V247H108ZM167 248V247H166ZM169 248V246H168ZM183 249H185V246L181 247ZM213 248V247H212ZM156 249V250H155ZM165 249V248H164ZM173 250V248H171ZM169 248V250H171ZM178 249V248H177ZM180 249V248H179ZM178 249V250H179ZM107 250V249H106ZM113 250V249H112ZM113 250V251H114ZM171 250V251H172ZM219 250V251H220ZM168 251V250H167ZM217 251V250H216ZM110 252V251H109ZM225 252V253H226ZM168 253V252H167ZM223 253V252H222ZM161 254V256H162ZM171 254V253H170ZM111 255V254H110ZM109 255V256H110ZM173 255V257H174ZM221 255V253H220ZM113 256V255H112ZM115 257V255H114ZM118 257V256H117ZM116 257V258H117ZM223 257V255H222ZM164 258V257H163ZM226 258V257H225ZM122 259V260H123ZM165 259V258H164ZM223 258H221L222 260ZM227 259V258H226ZM112 260V259H111ZM113 260H117V259H113ZM119 261V260H118ZM225 261V260H224ZM228 262V261H227ZM113 263V262H112ZM117 263V261H116ZM122 263V262H121ZM115 264V263H114ZM160 264V263H159ZM227 264V263H226ZM229 264V262H228Z\"/></svg>",
    "mask_w": 264,
    "mask_h": 264
}]
</instances>
